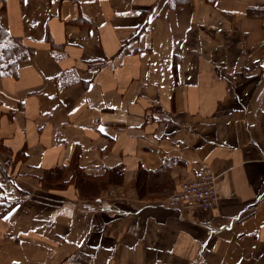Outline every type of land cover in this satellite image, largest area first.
<instances>
[{
    "label": "crops",
    "instance_id": "1",
    "mask_svg": "<svg viewBox=\"0 0 264 264\" xmlns=\"http://www.w3.org/2000/svg\"><path fill=\"white\" fill-rule=\"evenodd\" d=\"M0 27L31 50L0 73V264H264V0H0ZM207 169L215 208L160 205Z\"/></svg>",
    "mask_w": 264,
    "mask_h": 264
},
{
    "label": "built area",
    "instance_id": "2",
    "mask_svg": "<svg viewBox=\"0 0 264 264\" xmlns=\"http://www.w3.org/2000/svg\"><path fill=\"white\" fill-rule=\"evenodd\" d=\"M216 179L214 171L204 170L197 178L183 180L179 189L160 205L172 209H213L219 201Z\"/></svg>",
    "mask_w": 264,
    "mask_h": 264
},
{
    "label": "trees",
    "instance_id": "3",
    "mask_svg": "<svg viewBox=\"0 0 264 264\" xmlns=\"http://www.w3.org/2000/svg\"><path fill=\"white\" fill-rule=\"evenodd\" d=\"M6 33L2 30L0 27V73L2 71H5V69L8 67L9 68H15L17 64L20 61H23L31 55V50L21 43H9L3 45V41L6 39ZM77 168H74V174L76 176L79 175V171L75 170ZM145 175L143 171L140 172L139 179L141 175Z\"/></svg>",
    "mask_w": 264,
    "mask_h": 264
},
{
    "label": "rangeland",
    "instance_id": "4",
    "mask_svg": "<svg viewBox=\"0 0 264 264\" xmlns=\"http://www.w3.org/2000/svg\"><path fill=\"white\" fill-rule=\"evenodd\" d=\"M179 189V188H178ZM177 190V189H176ZM176 190H174V191H176ZM172 193V192H171ZM171 193H169V194H167L164 198H162V200L160 201V202H162L163 200H166L169 196H170V194Z\"/></svg>",
    "mask_w": 264,
    "mask_h": 264
}]
</instances>
